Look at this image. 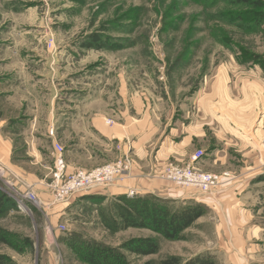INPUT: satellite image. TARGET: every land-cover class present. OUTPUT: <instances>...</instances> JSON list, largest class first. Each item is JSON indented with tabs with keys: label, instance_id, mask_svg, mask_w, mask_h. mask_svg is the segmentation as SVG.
Returning <instances> with one entry per match:
<instances>
[{
	"label": "rangeland",
	"instance_id": "rangeland-1",
	"mask_svg": "<svg viewBox=\"0 0 264 264\" xmlns=\"http://www.w3.org/2000/svg\"><path fill=\"white\" fill-rule=\"evenodd\" d=\"M247 12L257 15L261 10L235 5V0H0L2 141L11 146V169L22 176L16 178L10 170L13 180L18 187L32 185L46 205L31 206V215L15 210L0 216V255L9 264H85L72 251L73 245L95 242L119 248L136 238H154L159 251L140 257L122 250L133 264H158L171 256L184 262L202 253L212 257L214 264H226L227 252L218 247L216 217L205 214L177 240L168 241L148 229L124 228L116 212L117 196H96L89 198L91 202L86 196L75 195L67 203L48 207L53 203L51 193L40 189L38 182L49 180L54 167V144L63 147L65 164L67 157L70 166L73 160L68 152L75 142L82 147L95 143L100 153L93 160L80 155L78 162L84 166L83 170L127 158L128 170L117 181L131 176L134 160L131 137L109 144L84 137L88 133L85 123L92 114H105L108 116L105 124L112 127L122 123L119 112L125 108L133 118H136L133 108L141 109L140 113L149 116L158 128L155 142L146 145L149 153L170 128L178 130L175 133L181 136L183 127H191L196 133L204 124L207 137L201 146L192 149L190 161L203 160L208 166L219 167L211 159L216 146L221 145L214 135L218 134L221 127L217 124L222 119L219 123L210 119L216 113L220 117L223 113L235 115V75L240 74V80L250 85H244L245 93L256 89L259 79L264 83V23L253 28L251 15L243 21L235 20L236 14ZM243 25L251 30H244ZM94 36L101 39L100 48H84ZM82 98L94 101L76 107L69 104ZM74 109L80 111L83 124L75 130L71 123L60 128L62 120L57 123V116H66ZM33 118L36 124L32 138L27 132ZM31 138L38 150L37 158L30 154ZM229 150L228 171H202L189 163L166 161L157 178L176 194L183 192L217 202L228 190L225 181L206 195L167 182L161 174L165 165L172 163L191 165L207 174L230 173L233 180H240L244 172L239 163L242 154ZM193 157L197 159L192 160ZM252 158L256 166L250 172L256 176L251 183L258 200L251 205L252 232L242 235L246 247L239 251L238 257L244 264H264V182H257L264 174V155L257 153ZM93 164L92 168H86ZM241 190L235 187V195ZM131 192L128 197L136 196L134 192L129 196ZM40 193L49 198L44 199ZM189 200L177 199L172 208L193 202ZM60 226L64 230L58 231Z\"/></svg>",
	"mask_w": 264,
	"mask_h": 264
},
{
	"label": "crops",
	"instance_id": "crops-1",
	"mask_svg": "<svg viewBox=\"0 0 264 264\" xmlns=\"http://www.w3.org/2000/svg\"><path fill=\"white\" fill-rule=\"evenodd\" d=\"M248 70L253 72V74L257 73L256 70ZM240 79H242L240 78V74L235 75V115H226L223 113L221 115L222 117H220L219 114L216 113V116H213L212 119H210L214 123H219L220 118L222 119L221 124H217L220 125L221 128H218V134L214 135L216 140H220L219 142L221 145H219V147L218 145L216 146V150L213 153L214 156L211 159L213 164H218L219 167L208 166L203 160L195 163L190 161L192 149L197 145L201 146L204 139L207 137V126H204V124L197 129L196 133L192 131L191 127H183L180 129L181 136L176 135L175 132L178 130L170 128L168 133H166L160 140H157V143H155L156 149L149 153L147 150L149 146L146 145L155 142L158 135V128L148 119L149 116L144 117L140 113L141 109L135 110V108H133L136 115L134 117L136 118L129 116L126 108L124 111H120L119 120H121L122 123L116 124L112 127L105 124V120L108 117L105 114H92L87 120V123H85V125L87 124L88 133H86L84 137L95 140V142L103 141V144H109L113 140L122 141V139L124 142L125 139L131 137L133 139L131 154L135 161L133 160L132 163L133 172L131 173V176H126V180L117 181L106 189L91 191L79 196H86L88 198L96 196L108 198L109 196L118 195L127 196L128 192L132 191L135 195L150 194L154 197L167 200L172 198V201H176L177 199L181 201L188 199H190L189 201H196V203L202 204L205 207V214L208 217L217 218L216 232L219 234L218 247L227 252V254H225L226 264H244L238 257V255H240L239 251L243 249L244 245L246 247V244H244L245 238L242 237V235L252 232L249 227L250 218L252 217L250 212L254 211L253 208H251V205L258 200V196L255 195V193L253 194V190H255L253 189L254 184L251 183L256 176V173L251 174L250 172L256 166V160L252 157L257 153L264 155V83L262 79H259L258 81L260 83L257 84V88L255 89L253 87V90L245 93L244 85H250ZM248 81L251 80L248 79ZM258 100L260 102L259 105L257 104ZM91 101L94 100L89 98L73 99L69 104H71V106L77 104L83 105L87 102L91 103ZM218 101L220 100L218 99ZM224 101L226 100H223V102ZM123 102H125L124 99L122 100V106H125ZM231 102L233 101L231 100ZM217 104L219 105L220 103L218 102ZM221 106H224V104ZM221 110H223V107ZM60 116L62 118H60ZM205 116L208 117V114H205ZM225 118L228 119V122ZM60 119L62 120L60 128H63L64 126L67 127L69 126V123H71L70 127L75 130L76 127L83 124L80 111H76L75 109L73 112H68L66 116L64 114L58 115L56 122L59 123ZM2 123L3 121L0 120V164L7 167L10 172V170L13 171L11 169L12 166L10 165L11 146L9 145V142L2 141ZM35 124L36 119L33 118L30 130L27 132L29 137L33 138V128ZM60 128L57 127V131H59ZM57 135L60 134L57 132ZM75 136L78 138L79 134L75 133ZM47 138L51 139L50 137ZM93 144L94 145H85L87 149L82 147L79 142H75V145L73 144L71 146V152H68V154H70L72 158L71 160L73 161H71L72 163L69 166L67 164L69 161L66 157L68 172H74L77 169L84 168V166H81L82 164H79L80 162H78V158H81L79 157L80 155L84 154L89 159L93 160L97 157L96 155L100 154L95 143ZM229 149L235 151V154H242L241 158H239V163L243 165L241 166V170L244 172H241L240 180H233V177H231L229 173L230 178L225 180V187L227 186L228 190L225 194L219 197L217 202L212 201V199L208 197L203 198L197 195H185L183 192L176 194V192L171 191V188H168L169 186L166 185V183H162V181L157 178L159 169L166 161H172L178 164L189 163L202 171H228L230 163L228 155L231 152ZM103 150H105V148ZM37 153L38 150L34 146V140L32 139L30 154H32L34 158H37ZM103 157L104 154L102 155V158ZM93 166L94 164L89 165V167L86 168H92ZM147 168L150 169V171H147ZM15 174L17 175H14L16 178L20 176L22 179V176L18 172ZM40 182H42V180L38 182V187L45 191L46 188H44L43 185H40ZM237 186L240 187V189L242 188L239 195H235L237 194L235 193V187ZM40 195L44 197V199L46 197L49 198L43 193H40ZM205 214L203 215L204 217ZM200 218L198 220L202 219ZM258 230L259 232L263 231L262 229ZM245 264L247 263L245 262Z\"/></svg>",
	"mask_w": 264,
	"mask_h": 264
},
{
	"label": "trees",
	"instance_id": "trees-1",
	"mask_svg": "<svg viewBox=\"0 0 264 264\" xmlns=\"http://www.w3.org/2000/svg\"><path fill=\"white\" fill-rule=\"evenodd\" d=\"M235 5L261 10L257 15H252L251 12L236 14L235 20L243 21L245 17L251 15L253 28H258L264 23L263 0H235ZM242 28L244 30L247 28L246 31L251 30H248L247 25H243ZM90 41V44L85 45L84 48H100L102 41L98 36L90 38ZM257 180L264 182V174ZM115 200L118 220L124 228L148 229L168 241L177 240L186 229L205 214V207L202 204L186 202L173 209L175 201L152 195H136L132 198L122 195L117 196ZM15 210H17L15 202L0 191V216ZM122 250L131 255L145 257L157 254L159 245L154 238H136L124 242L119 248H111L95 242H81L72 247L78 259L85 264H133L127 260ZM0 264H9V261L5 256L0 255ZM158 264H214V260L208 254L202 253L184 262L178 257L171 256L160 260Z\"/></svg>",
	"mask_w": 264,
	"mask_h": 264
},
{
	"label": "built area",
	"instance_id": "built-area-1",
	"mask_svg": "<svg viewBox=\"0 0 264 264\" xmlns=\"http://www.w3.org/2000/svg\"><path fill=\"white\" fill-rule=\"evenodd\" d=\"M54 167L51 170L50 177L46 183L44 180L40 182L51 193L53 204L67 203L73 196L83 195L91 191H100L106 189L117 182V178L127 172L129 160L127 158L115 162L113 164L104 165L94 170L86 171L77 169L74 172H68L64 158L63 147L54 144L53 147ZM197 159L193 157L192 160ZM161 178L174 185L194 188L202 194L209 195L223 182L230 178L228 173L222 175L207 174L196 170L193 166H177L172 163L165 165ZM13 180V176L3 165H0V191L4 192L11 198L15 204L17 211L26 215H31V206L40 208L46 206L36 194V190L32 185L20 184ZM132 192L129 196H132ZM58 231L64 230L63 226L57 228Z\"/></svg>",
	"mask_w": 264,
	"mask_h": 264
}]
</instances>
